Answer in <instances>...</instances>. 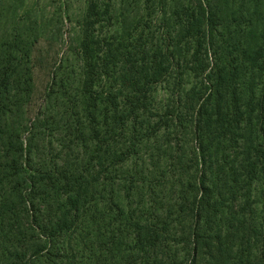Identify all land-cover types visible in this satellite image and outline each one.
I'll return each instance as SVG.
<instances>
[{"label":"trees","instance_id":"obj_1","mask_svg":"<svg viewBox=\"0 0 264 264\" xmlns=\"http://www.w3.org/2000/svg\"><path fill=\"white\" fill-rule=\"evenodd\" d=\"M142 11L160 26L144 31L136 17L121 34L101 32L111 4L88 1L76 70L54 65L43 90L64 137L80 139L55 161L41 162L30 141L47 121L43 104L25 126L12 120L33 67L0 37V264H99L98 242L111 251L126 239L142 264H264V226L242 231L264 174V0H143ZM148 143L168 152L179 196L141 218L118 195L138 191L141 171H122Z\"/></svg>","mask_w":264,"mask_h":264},{"label":"rangeland","instance_id":"obj_2","mask_svg":"<svg viewBox=\"0 0 264 264\" xmlns=\"http://www.w3.org/2000/svg\"><path fill=\"white\" fill-rule=\"evenodd\" d=\"M88 1L0 0V37L5 36L4 38L9 48L16 41L18 44L14 48L18 49L20 54L24 52L27 56L28 63L25 66L33 67L32 75L29 76L31 77L32 88L28 96L22 98L26 100L20 112L12 120L17 121L19 125L25 126L30 120L35 118L41 104H43L42 109H46V123L44 125L39 124L37 128L35 127L36 134L32 135L31 137L33 138L30 139L32 144L36 145L33 148L40 149L41 162H48L49 159L54 160L64 155L67 150V144H70L72 140H74V143L80 140L73 136V131H71V137H64L61 124L56 123L54 119L56 110L53 101L46 102L45 100L43 102L42 98L44 97L42 95L44 87L49 80L48 75H50V72L48 71H52L54 65H62L71 75L77 68L74 50H76L75 46L80 36L81 18L86 11ZM96 1L100 3L109 2L111 4L110 21L108 24H102L101 32H104L105 29H111V31H117L121 34L124 27H131L137 19L145 27L143 28L144 31L148 30L147 25H151L153 29H156L159 25L158 18L155 21H153V17L149 19V17L145 16L142 18L143 20L138 18L144 13L142 11L143 0ZM135 13H138L137 16H135ZM20 54L18 52V56ZM22 92L26 95L24 91ZM160 94L163 95V91H160ZM39 133L41 134L39 135ZM148 144L140 146L138 152L133 154L125 163L122 171L126 172L124 171L126 169L141 171V176L136 178L138 179V191L133 188L130 190L129 196H127L125 189L118 195L122 205L130 204L132 209L138 208L140 210L138 214H142L141 218H151L153 215L165 214L164 212H167L168 209L172 210L171 204L179 196L175 193L170 197V182L172 178L170 177L171 172H169L168 152L164 156L162 151L151 150L148 147L150 143ZM77 147L78 145L76 144L74 148L77 149ZM159 156L163 158L160 159ZM158 166L160 168L157 169ZM190 170L188 174H182V177L186 175L185 186L188 176H194L190 174ZM126 183H128V180L122 184L121 189L127 185ZM248 203L249 205L244 209L246 215L242 228V231L246 234L252 233L254 225L264 226V174L251 183ZM82 228L83 226L78 229V233L83 236V241L81 242L83 250L79 249L78 251L79 254L83 253L87 256L92 243L88 242L87 230H82ZM96 246L99 249L97 252L101 256L99 264H112L114 261L111 253L116 255L114 260L117 264L122 262H126V264L134 263L136 259L137 262L135 264H142V261L138 260L142 259L141 251L139 249L136 250L135 246L127 239L120 244L119 248L114 245L111 251L108 250L109 246L103 244V241L98 242ZM182 247V243L172 242V247H169V249H172L173 252L182 257L184 251ZM254 248L255 246L252 245V249ZM119 250L124 256L118 254ZM92 264L94 263L92 262Z\"/></svg>","mask_w":264,"mask_h":264}]
</instances>
